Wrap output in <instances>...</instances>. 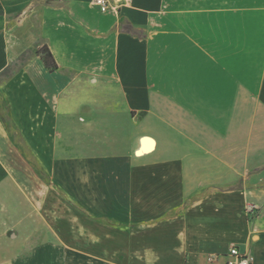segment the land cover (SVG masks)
<instances>
[{
  "label": "crops",
  "instance_id": "0c3cea01",
  "mask_svg": "<svg viewBox=\"0 0 264 264\" xmlns=\"http://www.w3.org/2000/svg\"><path fill=\"white\" fill-rule=\"evenodd\" d=\"M90 1L0 0V179L29 171L10 126L79 212L67 264H264V0ZM17 243L0 264H50Z\"/></svg>",
  "mask_w": 264,
  "mask_h": 264
},
{
  "label": "rangeland",
  "instance_id": "374dc122",
  "mask_svg": "<svg viewBox=\"0 0 264 264\" xmlns=\"http://www.w3.org/2000/svg\"><path fill=\"white\" fill-rule=\"evenodd\" d=\"M9 136L25 153L29 171L20 180L0 179V235H7L10 248L22 242L23 257L43 245L45 262L67 264V224L78 223L79 212L67 209V194L58 180L50 178L10 126Z\"/></svg>",
  "mask_w": 264,
  "mask_h": 264
},
{
  "label": "built area",
  "instance_id": "2783aa9c",
  "mask_svg": "<svg viewBox=\"0 0 264 264\" xmlns=\"http://www.w3.org/2000/svg\"><path fill=\"white\" fill-rule=\"evenodd\" d=\"M131 0H91V5L97 7L101 12L117 11L119 8L130 3ZM255 203H247L244 210L247 217L253 218L257 216L258 209ZM225 264H252V256L246 251L242 250L237 245H231L226 254ZM215 254L209 256V260H214Z\"/></svg>",
  "mask_w": 264,
  "mask_h": 264
},
{
  "label": "trees",
  "instance_id": "16d2710c",
  "mask_svg": "<svg viewBox=\"0 0 264 264\" xmlns=\"http://www.w3.org/2000/svg\"><path fill=\"white\" fill-rule=\"evenodd\" d=\"M36 53L40 56L45 67H47L50 71L57 68V64L55 62V59H54L52 53L50 52V50L47 48V46L43 45V46L39 47L36 50Z\"/></svg>",
  "mask_w": 264,
  "mask_h": 264
}]
</instances>
